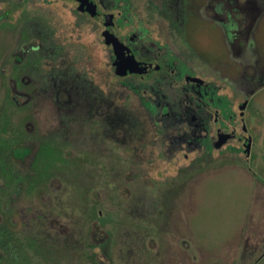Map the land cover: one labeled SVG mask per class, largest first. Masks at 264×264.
<instances>
[{"label":"rangeland","instance_id":"obj_1","mask_svg":"<svg viewBox=\"0 0 264 264\" xmlns=\"http://www.w3.org/2000/svg\"><path fill=\"white\" fill-rule=\"evenodd\" d=\"M195 2L199 10V0H183L192 7L177 46L197 66H231L229 30L200 18ZM238 5L244 32L253 38L243 62L257 63L251 73L261 81L240 122L253 138L251 159L224 148L213 156L187 148L188 158L184 150L169 154L172 147L139 99L113 77L108 50L92 25L61 3L51 2L45 26L37 27L48 30L50 49L40 71L24 76L20 102L27 95L31 101L10 108L8 97L16 95L13 55L27 48L21 36L33 29L24 28L14 12L12 25L0 26V131L5 116L9 131L25 132L24 145L33 153L23 170L49 138L63 146L66 158L59 165L63 173L35 191L22 189L10 202L12 233L50 251L30 252L31 264H264V0ZM32 36L42 42V33ZM64 89H74L70 100L59 93ZM226 94H233L229 85ZM110 117L111 125L94 124ZM0 264L14 263L5 258Z\"/></svg>","mask_w":264,"mask_h":264},{"label":"flooded vegetation","instance_id":"obj_2","mask_svg":"<svg viewBox=\"0 0 264 264\" xmlns=\"http://www.w3.org/2000/svg\"><path fill=\"white\" fill-rule=\"evenodd\" d=\"M233 1L231 4L234 5L229 8L228 0H203V3L199 0V10L195 2L193 11H197L200 18L216 25L215 28L229 30L233 40L230 44L231 66L223 62L216 66L204 62L197 66L176 44L177 35L187 27L184 19L186 10L191 11L189 9L192 7H186L183 0H0V26L12 25L10 20L14 18V12L24 28L33 29L21 36L27 48L13 55L17 63L14 67L16 74L12 75L15 108L22 109L30 103L29 95L24 102H20L25 96L19 92L24 76L39 72L49 54V32L46 28L38 30L37 27L45 26V9L51 2L61 3L92 25L101 44L108 50L113 77L139 99L146 110L144 113L155 123L160 137L172 147L169 154L173 156L184 150V156L188 158L187 148L191 154L200 152L203 156H213L224 148L232 153L240 152L251 159L253 138L248 134L246 124L242 127L240 122H243L249 101L257 91L255 85L261 81L251 73L252 69L258 71L257 63L243 62V54H249L248 44L253 38L244 32L242 6L238 5V0ZM104 19L110 23V35L137 62L148 65L149 69L152 67L150 72L121 73L115 48L107 43L104 35ZM35 32L37 36L42 33L41 43L32 36ZM216 78L224 85H218ZM228 85L233 91L231 96L226 94ZM70 91L74 89H64L60 93L67 94L70 100ZM238 96L245 100L236 102ZM236 103L239 105L236 106ZM245 103L247 106L242 110ZM237 111H240L239 115ZM123 118L125 120L120 118L122 122H128L127 118ZM107 119L114 120V117ZM167 140H170V144L166 143ZM232 142L240 143L243 147L237 149L231 145Z\"/></svg>","mask_w":264,"mask_h":264},{"label":"trees","instance_id":"obj_3","mask_svg":"<svg viewBox=\"0 0 264 264\" xmlns=\"http://www.w3.org/2000/svg\"><path fill=\"white\" fill-rule=\"evenodd\" d=\"M8 99L9 107H15L12 98L8 97ZM97 111L98 105L94 104V112L91 113L89 118L93 119ZM2 121L3 127L0 131V253L2 256H0V259L6 258L14 264H31L30 252L35 251L36 253L47 255L50 251H42L40 249L42 247L34 244L32 240L22 239L12 233L9 227V220H7L10 212V202L22 189L25 188L29 192L35 191L46 185L51 179L56 178L59 173H63L59 165L66 160V158H63L64 148L54 139L49 138L46 141H41L39 148L33 155L31 166L28 170H23L21 164L32 156L33 150L24 145L25 132H20L16 129H12L10 132V123L5 116ZM110 121V119H104V121L94 119V124H100L104 128L105 124H112ZM126 123L129 126V121ZM107 128L106 130L108 131ZM112 128L115 129L111 127L110 131ZM107 135L110 140H113L111 132ZM100 142L105 143L107 141L103 138ZM95 149L96 147H94Z\"/></svg>","mask_w":264,"mask_h":264},{"label":"water","instance_id":"obj_4","mask_svg":"<svg viewBox=\"0 0 264 264\" xmlns=\"http://www.w3.org/2000/svg\"><path fill=\"white\" fill-rule=\"evenodd\" d=\"M104 24L106 26V30L104 32L106 41L108 44H111L114 46L115 53L117 55V65L118 69L121 71V73H127V71H132L136 73H145V71L150 72L152 70V67L148 65H144L142 63H139L135 60L134 56L127 50H125V47L117 41L116 38H114L112 35L109 33V25L108 20L104 19ZM105 29V28H104ZM111 30V29H110ZM125 60L127 62H125ZM125 63V64H124ZM247 106V103H245L241 109L244 110ZM251 145V143H250ZM248 156L250 155V146L247 148Z\"/></svg>","mask_w":264,"mask_h":264},{"label":"bare ground","instance_id":"obj_5","mask_svg":"<svg viewBox=\"0 0 264 264\" xmlns=\"http://www.w3.org/2000/svg\"><path fill=\"white\" fill-rule=\"evenodd\" d=\"M125 62H127L126 60H125ZM125 64V63H124Z\"/></svg>","mask_w":264,"mask_h":264}]
</instances>
